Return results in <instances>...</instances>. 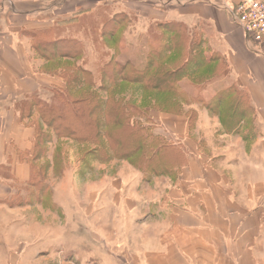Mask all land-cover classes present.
I'll use <instances>...</instances> for the list:
<instances>
[{
    "label": "crops",
    "instance_id": "crops-1",
    "mask_svg": "<svg viewBox=\"0 0 264 264\" xmlns=\"http://www.w3.org/2000/svg\"><path fill=\"white\" fill-rule=\"evenodd\" d=\"M68 1L0 0V264H264V42L249 45L231 20L244 0H130L117 12L133 17L139 33L182 24L207 58L225 65L221 78L200 88L203 99L222 90L245 98L238 133L198 103L183 104L180 115L152 111L153 133L181 161L147 180L127 161L88 169L66 148L81 147L66 138L53 136L34 159L35 116H22V106L54 103L61 80L31 57L20 19ZM35 166L43 168L37 182Z\"/></svg>",
    "mask_w": 264,
    "mask_h": 264
},
{
    "label": "trees",
    "instance_id": "trees-1",
    "mask_svg": "<svg viewBox=\"0 0 264 264\" xmlns=\"http://www.w3.org/2000/svg\"><path fill=\"white\" fill-rule=\"evenodd\" d=\"M121 15L123 14L117 13L101 24L100 38L106 39L108 43L114 42ZM153 26L161 28L162 33L170 36L162 40L161 33L152 39L144 58L145 63L141 67L136 68L130 62L125 66L116 62L111 68V64L107 62L101 66L96 82L88 70L66 66L58 71L60 76H52L58 77L66 86L65 89L56 91L54 103L46 104L31 99L30 103L22 106V116L31 117L34 115L30 113L31 109L35 108L39 117L36 123H32L35 130V160L46 154L47 145L55 136L57 139L71 140L81 147V161L88 169L91 162L104 164L113 160L127 161L141 170L147 180L151 176L167 173L166 166L180 164L181 155L176 149L162 137L151 133L147 125L140 128L134 119L144 111L182 114L180 96L169 100L178 109L176 111L160 109L156 97L175 90L181 91L180 83L184 79H189L191 83L204 81L200 84L202 87L221 78L226 69L218 56H205L201 41L190 40L182 24L166 22ZM175 28L179 30L174 31ZM158 42L162 44L157 47ZM180 43L185 44V51L177 58H171ZM34 50L47 64L55 63L58 66L59 61H74L82 53L79 42L72 38H37ZM127 69L128 72L125 71ZM131 87L132 97L139 92L143 93L139 105L143 107V111L142 107L133 105L130 98H124L122 93ZM99 91L106 92L107 96L100 97ZM146 93L151 95L147 96ZM225 102L228 104L223 105ZM244 103L243 96L231 90H222L205 107L220 116L225 131L238 133L242 126L240 121L247 111ZM134 113L137 114L136 117ZM121 116L125 121V131L133 136L131 141H123L122 144L108 130L112 119ZM34 187L36 193L44 194L42 182L39 185L35 183Z\"/></svg>",
    "mask_w": 264,
    "mask_h": 264
},
{
    "label": "rangeland",
    "instance_id": "rangeland-1",
    "mask_svg": "<svg viewBox=\"0 0 264 264\" xmlns=\"http://www.w3.org/2000/svg\"><path fill=\"white\" fill-rule=\"evenodd\" d=\"M48 1L49 0H41L42 3L40 4V6H45L46 4H48ZM126 2H132V1L102 0L99 3H96L94 0L68 1L66 7H64L61 10L52 11L47 14H42L35 18L20 19L21 24H23L20 34L21 36L26 37V39H28L32 51L31 57L35 61H38V63H40L39 60H42V58L38 57L34 50V46L37 43V38H47V39L72 38L78 41L82 53L81 55L75 57L74 61L62 60L59 61L60 64L59 66L58 64L56 65L55 63H50V64L43 63V65H41L40 67V70L51 76L53 75L60 76L58 71L66 66H72V68L74 69L76 68H83L85 70L88 69L93 71L92 73L93 79L97 82L99 79V70L104 63L109 62L111 64V68L113 67V64L116 62H118L122 66H125L127 62H130L136 68L141 67L145 63L144 58L148 52V47L150 42L152 41L153 38H155V36L163 32L161 28L150 26L143 33L142 32L139 33L137 29L138 26L134 25V21L136 22V20L133 17L129 18V16L123 14L121 15V17H119L120 23L116 27L117 29L114 35V40H113L114 42L108 43L106 39L100 38V30L102 29L101 24L109 20L113 15L117 14V12L122 10L124 6H127L124 5ZM81 12H86V13L79 16ZM34 22L39 24H37L34 28L32 26L30 27L29 24H36ZM177 30L179 29L178 28L174 29V31ZM164 33H162L163 34L162 40L167 39L170 36ZM124 36L126 37L128 36L129 38L128 41L124 39L126 38ZM160 44L158 42L156 46L158 47L160 46ZM185 47L186 46L183 43L177 45L174 53L171 55V58H177L179 54H181V52L185 51ZM125 71L128 72L129 70L127 69ZM188 80L189 79H184L181 82L189 83V85L195 87V90L186 91L180 89L181 91L175 90L174 92L168 94L164 93L162 95H159L156 97V100L159 103L158 104L159 108L165 110H172V111L178 110L169 103L170 98L173 97L178 98V96H180V99H182L181 106L183 104L185 105L192 103H198L199 105H201V107L205 106L207 102L203 99L202 97L203 92L200 89L201 88L200 84H202L204 81H202L201 83H197V82L191 83V81ZM58 86L59 89H65L66 87L62 81L59 83ZM129 89L130 90H126L124 93H122L125 96L124 98L125 99L130 98L133 101V105L141 108L142 106L139 105H140V100H142L143 93L139 92L136 95H134L135 97H132L133 94L131 90L133 88L131 87ZM117 92L119 91L117 90ZM146 94L147 96L151 95V93L149 94L146 93ZM99 96L105 98L107 95L106 92H100ZM226 104L228 103L226 102L223 103V105ZM141 110L143 111V107L141 108ZM30 113L34 114L35 116L32 123L33 122L36 123L39 117L35 108L31 109ZM150 114L151 111L150 112L144 111L142 115L140 114L138 116L136 113H134V117L137 116V118L134 119V122L135 124L137 123V125L140 128L141 127L143 128L145 125H147L149 127V131L152 133L154 132V126L150 120ZM190 115L192 120H195V113L193 111L191 112ZM124 126H125V121L122 118V116L112 119V122L108 124V130L112 135L115 136V138L118 140V142H120V144H122L123 141H127V142H129V140L131 141L133 137L132 135L128 134V132L125 131ZM66 148L69 150L71 149L74 156L78 154L81 155V148L79 147L77 151L76 148H74V145L71 144H68ZM82 151L84 150L82 149ZM38 169L39 168L35 166L34 176L36 181L41 176L38 174ZM39 171H41L42 173L43 168L41 170L39 169ZM46 195L47 192L46 189H44V196ZM43 201L46 205H48V201L46 200V198Z\"/></svg>",
    "mask_w": 264,
    "mask_h": 264
},
{
    "label": "built area",
    "instance_id": "built-area-1",
    "mask_svg": "<svg viewBox=\"0 0 264 264\" xmlns=\"http://www.w3.org/2000/svg\"><path fill=\"white\" fill-rule=\"evenodd\" d=\"M230 17L249 45L264 42V0H244L232 9Z\"/></svg>",
    "mask_w": 264,
    "mask_h": 264
}]
</instances>
